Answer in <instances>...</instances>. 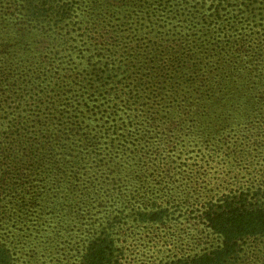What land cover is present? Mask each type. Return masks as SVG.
<instances>
[{
    "label": "rangeland",
    "instance_id": "374dc122",
    "mask_svg": "<svg viewBox=\"0 0 264 264\" xmlns=\"http://www.w3.org/2000/svg\"><path fill=\"white\" fill-rule=\"evenodd\" d=\"M94 33L112 38L94 45ZM0 35L54 63L19 61L39 88L0 93V138L18 129L47 159L24 184L0 182V264H83L108 234L120 264L208 254L223 236L206 205L264 192V0H0ZM239 40L249 51L237 59ZM173 44L194 59L160 78ZM124 67L150 68L160 88L138 90ZM152 208L167 215L137 220ZM236 264H264V236L243 240Z\"/></svg>",
    "mask_w": 264,
    "mask_h": 264
},
{
    "label": "trees",
    "instance_id": "16d2710c",
    "mask_svg": "<svg viewBox=\"0 0 264 264\" xmlns=\"http://www.w3.org/2000/svg\"><path fill=\"white\" fill-rule=\"evenodd\" d=\"M219 13L220 10L214 7L212 12V22H215L216 26L218 24L219 27L216 28L217 30H225L227 27H225V23L223 25L222 22H220L219 18L221 19V13L220 15ZM89 37L94 42L92 43L94 45H100L99 43L102 44L105 39L112 38L109 35L99 33H94L93 36L91 35ZM241 41L242 40H239L238 44L233 47V49L235 48L234 53L237 59L241 57L242 53L249 51L247 45L244 42L240 43ZM8 45L11 46L10 44ZM178 48V44H173V47L172 45H169L166 53L164 54H177ZM26 51L23 52L24 55L26 54ZM78 52H81L82 54V51ZM18 53L19 51L17 50L14 52L10 51L7 44L0 45V93L8 92L12 97L14 96L15 99L16 95H18V90H30L27 87L39 88L36 85V81L33 82L32 79H30L32 84L29 83L26 87V83L29 82L28 78L32 77L29 76L28 73H24V75H22V70L20 72L16 71L17 69L15 65L18 66V63H20L19 61L24 63L26 62L25 66L28 65L29 71L30 65L34 63L31 59L34 58L38 60L36 64H38L37 68L39 69L48 65V70H50V65H54V63H52V59L48 61V58L43 55V52L40 54L33 52L34 57H30V54H28L27 59L22 56H17ZM60 53H62L61 56H66L62 57V59L66 60L72 55V52L69 51L68 53H70V55H66V51ZM82 56L84 57L85 54H82ZM58 59H60V55H58ZM62 59H60V61H62ZM192 59H194V52H192V50L184 51L182 55L179 54L178 56H169L168 59L162 63L163 65L161 64L156 68V70L159 71L158 76H166V73H172V71L175 73L177 67L179 68V66H183L184 63L188 65ZM92 64L94 63H92L91 59L88 58V65H90V67L86 65V70L91 71V73L94 69ZM190 69L192 73L197 72L196 68L191 67ZM147 70V73L140 74L131 67H124L123 72L127 74V79L130 78L128 79L129 84H132L133 87L137 86L140 91L142 90V87L147 90V85L148 89L151 87L154 90L159 89L160 87L157 83L154 84L153 77L148 74L151 69L147 68ZM19 74L20 77L24 76L26 79L21 81L20 77H18ZM14 76L16 77L15 80H9L10 77L13 78ZM203 79H205L204 76L198 75L197 73H194V77H192V75L190 77L192 82H196L198 80L199 83H202ZM7 80L9 81L6 82ZM77 80L82 82V79L79 77L76 78V81ZM78 81L76 83H78ZM7 87H9V89H7ZM25 87L27 89H25ZM12 133H14V135H11ZM19 134L20 132H18L17 129L15 132H5L0 138V182H4L5 186L20 183V178L29 179L32 174H39L35 170L36 167H39L43 161L47 160L42 153L36 152L35 144H33L34 141L29 145L28 142L23 143L21 142V139L19 140V136L17 137ZM4 144H6V147H3ZM16 156L20 157L18 159V163L20 161L21 163L19 166L18 163H16V167H14V169L10 172L8 170L11 169L10 167L12 166V163L15 162ZM29 163L30 166L27 167L26 165ZM32 165H34V171H32ZM13 179L16 183L12 181ZM28 179H26V181ZM10 181H12V183H10ZM21 184H24V182L20 183V185ZM167 210L168 209L153 208L150 210H140L136 214L137 220L141 222L156 223L167 215ZM203 214L210 226L217 233L223 236L222 246L210 251L208 254L195 255L193 257L187 256L185 258H179L175 261H167L163 264H236L239 258V253L241 252L243 240L251 235L264 236V192L255 191L252 193L250 190L247 193L246 191H238V194L236 195L222 197V199H219L216 203L206 205ZM118 241L119 240L115 238L113 234H108L104 238L100 237L98 242L89 246L87 249L83 264H120L122 250L118 245Z\"/></svg>",
    "mask_w": 264,
    "mask_h": 264
}]
</instances>
